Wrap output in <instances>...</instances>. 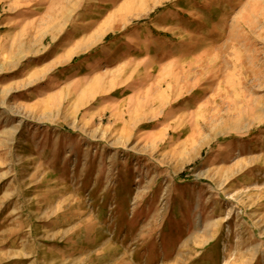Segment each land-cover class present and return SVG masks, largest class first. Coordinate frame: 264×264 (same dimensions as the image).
Instances as JSON below:
<instances>
[{"label":"rangeland","instance_id":"374dc122","mask_svg":"<svg viewBox=\"0 0 264 264\" xmlns=\"http://www.w3.org/2000/svg\"><path fill=\"white\" fill-rule=\"evenodd\" d=\"M0 264H264V0H0Z\"/></svg>","mask_w":264,"mask_h":264}]
</instances>
